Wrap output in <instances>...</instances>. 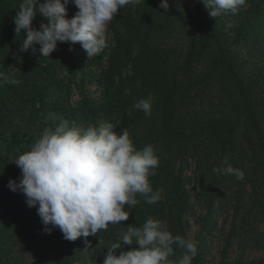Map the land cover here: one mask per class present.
I'll return each instance as SVG.
<instances>
[{
	"label": "rangeland",
	"instance_id": "obj_1",
	"mask_svg": "<svg viewBox=\"0 0 264 264\" xmlns=\"http://www.w3.org/2000/svg\"><path fill=\"white\" fill-rule=\"evenodd\" d=\"M255 1L246 0V6H241L236 15L212 17L203 0H169L167 10L158 7L139 33L127 37L126 45L118 48L109 22L106 33L110 38L109 47L94 58L87 56L81 67L75 69L70 61L74 50L71 42H58L49 57H42L38 51L33 54L31 49L21 52L20 43L25 35L15 33V17L10 16L6 38L0 40V72L15 73L14 78L20 83L0 86V179L10 176L8 171L15 165L12 159L31 150L43 129L53 126L51 118L45 120L50 114L70 121L66 112V106L70 105L76 110L77 126L86 128L106 121L115 124L116 129L138 110L127 103L131 100L129 97L139 93L136 97L139 101L151 96V114L137 128V135L143 138L149 133H156L158 137L170 134L165 141L156 142L154 149L160 162L169 159L172 164L167 175L170 182L182 179L189 196L182 223L174 222L166 208L158 209L151 217L165 221L173 235L197 242L198 255L192 264H264V149L260 146L252 157L250 150L256 138L239 97L242 79L254 97L256 115L264 128V30L254 32L248 43L234 47L233 71L220 70L213 75L211 65L221 57L216 40L209 38L206 29L208 20L219 34L224 23L229 28L231 22L244 19L247 7ZM21 3L22 0H14L15 6ZM200 10L206 16L200 17ZM78 11L74 3L69 4L68 18H73ZM41 23H48L47 18L37 16L32 25L39 30ZM143 48L148 52L146 56ZM194 52L197 61L192 62ZM115 53L119 62H114L110 73L113 82L109 85L108 70ZM197 80L203 81L202 84L191 87ZM221 118L238 124L240 140L247 148L243 158L230 163L241 169L245 178L237 180L227 175L223 184L216 181L217 174L213 172L214 167L222 164L217 145L204 133L205 127H215ZM132 136L130 133L135 142ZM152 184L153 190H157ZM159 190L165 202L170 191ZM139 196L142 195L137 194L138 201ZM23 207L30 208L26 201L13 205L15 212L22 211ZM125 207L128 212V207L133 206ZM130 212L127 221L110 223L107 230L75 241L67 242L58 227L50 233L14 237L6 255L0 252V264H3L2 256L7 259L4 264H27L37 258L61 264L65 241L76 249V256H85L96 264L90 246H104L109 251L127 226L139 227ZM173 213L177 218V211ZM138 247L135 243L122 244L115 254ZM173 247L175 255L169 259H179L183 250Z\"/></svg>",
	"mask_w": 264,
	"mask_h": 264
},
{
	"label": "clouds",
	"instance_id": "obj_2",
	"mask_svg": "<svg viewBox=\"0 0 264 264\" xmlns=\"http://www.w3.org/2000/svg\"><path fill=\"white\" fill-rule=\"evenodd\" d=\"M72 3L79 11L69 19L67 6ZM140 3L141 0H22L14 18L15 33L25 34L26 30L20 51L31 49L33 54L38 51L42 57H49L58 42H79L88 57L94 58L109 47L107 26L119 9ZM203 3L212 17L236 15L241 6H246V0ZM159 7L167 10L169 0H161ZM37 13L48 20L41 23L39 30L32 25ZM14 77L15 73L0 72V86L18 85L20 81ZM151 100V96L140 99L134 107L150 115ZM49 118L53 126L43 129L31 150L12 159L21 169V176L19 182L8 183L10 190L25 195L29 207L38 205L37 214L46 232L58 227L66 240L87 238L107 230L110 223L127 221L130 215L125 206H136L137 194L149 205L162 199L161 190L154 191L150 183L160 163L154 146L136 148L129 131L125 128L117 133L112 122L100 121L82 128L63 117L50 114L45 120ZM213 172L218 176L233 175L237 180L245 178V173L234 168L227 156ZM134 243L139 247L115 254L122 244ZM173 245L183 250L176 260L169 259L175 255ZM109 249L104 264H192L198 255L197 242L173 235L165 221L151 217L141 227L127 226Z\"/></svg>",
	"mask_w": 264,
	"mask_h": 264
},
{
	"label": "trees",
	"instance_id": "obj_3",
	"mask_svg": "<svg viewBox=\"0 0 264 264\" xmlns=\"http://www.w3.org/2000/svg\"><path fill=\"white\" fill-rule=\"evenodd\" d=\"M40 2L44 1L40 0ZM160 2L161 0H143V2L136 5L135 8L131 5L119 9L117 15L114 16V18L110 21L111 33L117 48L118 46L123 47L126 45L127 37L139 33V29L152 17L155 10L158 9ZM253 3L254 4L249 5L244 12V19L242 18L241 21H235L231 23L229 22L231 25L229 28H226L227 22L224 23V26H221V32L219 34H216L210 22L208 20L206 21V29L210 35L209 38L216 40L217 52L221 57L220 60L215 61L211 65L210 72L213 73V75H215L220 70L233 71L234 64L236 63L233 52L234 47H237L240 44L248 43L250 38L253 37L254 32H260L264 30V0H256ZM18 11L19 7L14 5V0H0V40L6 38V31L9 30L11 25L10 16L15 17ZM37 16L42 15L37 13L35 18ZM199 16H206V12L204 10H200ZM13 24L15 23L13 22ZM19 35L25 34L21 32ZM193 49H196V45H194ZM147 54L148 52H146L145 48H143V55L146 56ZM87 56L88 55L81 47V44L79 42L74 43V50L70 60L73 69L81 67L83 59ZM196 57L197 54L194 52L191 55L192 62L197 61ZM112 62L113 63L108 70L109 85L113 82V78H111L112 74L110 75V73L113 71L114 62L115 64L119 62V56L117 57L116 53L112 55ZM148 64L153 66L150 62ZM157 64H159V62ZM188 73L192 74L191 70H188ZM240 80V103L241 105L245 106L248 125L250 126V130L253 132V135L256 138V142L250 150L253 152V154L251 153L253 157L254 151L259 149L260 146L262 147L261 149H264V128L256 115L254 97L248 93V87L245 85L244 81L242 79ZM202 82L203 81L197 80L196 82L191 83V87L196 88L199 86V84H202ZM140 95L141 94L136 93L133 97H129L131 100H129L127 103L135 105L138 102L136 97ZM66 112H68L70 121H75L76 123L79 122V120L76 119V110L72 106L67 105ZM146 118L147 115H145L142 110H136L134 115L127 118L122 126L116 128L115 131L117 133H122L126 128L129 133L133 134L132 137L136 139L133 143L138 149L140 147H145V144L141 143V141L156 146V142H163L165 139L170 137V134L158 137L156 133H149L143 138L138 137L136 130L140 124L146 120ZM237 125L238 124L232 120L221 118L215 123V127L213 126L204 128V133L208 134V138L217 145L216 151L218 154H216L219 156L221 162L223 161L224 157L227 156L229 158V163H234L240 158H243L247 153V148L242 145L240 140V136L238 134L239 128ZM257 158L258 156H256L255 159ZM165 165H167L166 170H163ZM171 165L172 164L169 162V159L161 161L159 163V167L156 169L157 174L150 177V183L153 182L154 185H152L154 188H166L170 191V193H167V200H165V202H163L161 199L159 202L149 205L146 203L143 196H139V203L134 207H128V212L131 211L130 213L133 214V217L136 219L137 225L139 227H141L143 223L146 222L147 218L151 217V215L155 216V214L158 213V209L160 208H166L173 216L174 222L182 223L184 212H186L187 205L189 203V196L188 192L184 188V182L182 179L170 182L171 180L167 175L170 172ZM8 172L10 173L9 175L11 177L8 174L7 177L9 176L10 178L8 177L7 179H0V252L3 255H6L8 252L12 238H20L24 234L33 236L43 231L46 232L44 228L45 225L42 223L40 216L37 214L38 205L36 207L30 208L23 207L22 211L15 212L13 205H18L19 202L26 201V197L23 193L19 191L14 192L8 187L9 180H16L19 182L21 169L15 164L10 167ZM5 174H3L2 177H5ZM226 177L227 175H217L216 181L219 184H223V181L226 179ZM172 189L175 190V193H172ZM139 206L143 207L142 210ZM173 210L177 211V218L174 217ZM18 229L19 231H17ZM41 239H43V237ZM68 241L69 240H67V242ZM67 242L65 241V256L62 258L61 264H92V260L85 258V256H76V249H73V247ZM89 249L91 251V257L96 259V264L103 263L109 253V251L104 246L101 247L99 245H93L90 246ZM39 252L40 249L38 253ZM6 261L7 259L5 256H2L1 263L4 264ZM27 264L51 263L47 260L37 258L36 261Z\"/></svg>",
	"mask_w": 264,
	"mask_h": 264
}]
</instances>
